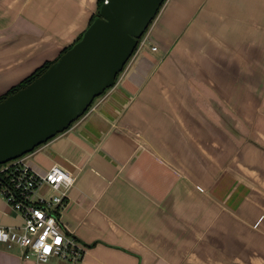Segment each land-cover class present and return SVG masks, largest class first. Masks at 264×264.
Instances as JSON below:
<instances>
[{"label": "crops", "instance_id": "1", "mask_svg": "<svg viewBox=\"0 0 264 264\" xmlns=\"http://www.w3.org/2000/svg\"><path fill=\"white\" fill-rule=\"evenodd\" d=\"M96 7L0 0V96L73 44ZM22 158L74 176L51 210L84 253L37 263L0 241V264H264V0H165L114 85ZM21 223L0 193V226Z\"/></svg>", "mask_w": 264, "mask_h": 264}, {"label": "water", "instance_id": "2", "mask_svg": "<svg viewBox=\"0 0 264 264\" xmlns=\"http://www.w3.org/2000/svg\"><path fill=\"white\" fill-rule=\"evenodd\" d=\"M165 0H102L81 37L0 100V164L31 152L114 85Z\"/></svg>", "mask_w": 264, "mask_h": 264}, {"label": "built area", "instance_id": "3", "mask_svg": "<svg viewBox=\"0 0 264 264\" xmlns=\"http://www.w3.org/2000/svg\"><path fill=\"white\" fill-rule=\"evenodd\" d=\"M2 174L5 183L1 182ZM73 182L74 176L58 164L51 165L43 174L34 173L22 157L1 164L0 193L20 213L22 223L18 227L0 226V241L7 248H20L24 259L34 258L37 263H46L52 257L79 261L83 246L64 229L51 210L63 204ZM42 183L52 188L51 196H36V189Z\"/></svg>", "mask_w": 264, "mask_h": 264}, {"label": "rangeland", "instance_id": "4", "mask_svg": "<svg viewBox=\"0 0 264 264\" xmlns=\"http://www.w3.org/2000/svg\"><path fill=\"white\" fill-rule=\"evenodd\" d=\"M253 110V105H248V111H247V117L249 118V120L247 121V123L250 125L249 130L247 129V140H249L250 142L254 143V139L256 136V131L260 130L261 128L257 129L256 126V122H254V117H255V112L254 111H250ZM233 115V114H232ZM234 122L232 121V124L230 125L231 128V135L232 137L237 136L236 134L239 133V129L238 126H234L233 124ZM237 124V122H236ZM248 131H250V133H248ZM244 136V135H243ZM231 152H232V158L231 161H227V164H231L229 166H231V168L235 171L239 170V165L237 164L238 162L235 160L237 159V155H238V147L235 144H231ZM217 167H215V173H217ZM64 260V259H63Z\"/></svg>", "mask_w": 264, "mask_h": 264}, {"label": "trees", "instance_id": "5", "mask_svg": "<svg viewBox=\"0 0 264 264\" xmlns=\"http://www.w3.org/2000/svg\"><path fill=\"white\" fill-rule=\"evenodd\" d=\"M101 3H102V0H97V7H96V11H95V13L92 15V17L90 18V21H89V23L98 15V13H99V7H100V5H101ZM164 3V2H163ZM162 3V4H163ZM162 6V5H161ZM81 35H82V33L76 38V40H78L80 37H81ZM75 40V41H76ZM139 40L140 39H138V42H139ZM74 41V42H75ZM72 45V44H71ZM70 45V46H71ZM70 46H68V47H65V48H63L62 49V51L60 52V54L61 53H63L67 48H69ZM59 54V55H60ZM58 55V56H59ZM55 60V59H54ZM52 61H46V62H44L41 66H39L38 68H36L29 76H27L25 79H23L20 83H18L17 85H15V86H13V87H11L6 93H4L3 95H1L0 96V100L1 99H3L4 97H6L8 94H10V93H12V92H14L15 90H17L18 88H20V87H22V86H24L25 84H27V83H29L32 79H34L36 76H38L42 71H44L48 66H49V64L51 63ZM120 74V73H119ZM118 74V75H119ZM118 75H117V77H118ZM116 77V78H117ZM107 90V89H106ZM105 90V91H106ZM104 91V92H105ZM103 92V93H104ZM95 100V99H94ZM91 106V105H90ZM88 110V109H87ZM86 110V111H87ZM1 165V164H0ZM2 177H1V182H6V177H4V175L2 174L1 175ZM55 215L56 216H58V214H56L55 213Z\"/></svg>", "mask_w": 264, "mask_h": 264}]
</instances>
